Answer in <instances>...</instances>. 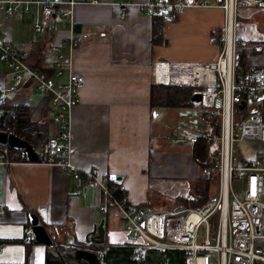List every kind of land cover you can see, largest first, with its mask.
<instances>
[{
  "label": "crops",
  "instance_id": "crops-1",
  "mask_svg": "<svg viewBox=\"0 0 264 264\" xmlns=\"http://www.w3.org/2000/svg\"><path fill=\"white\" fill-rule=\"evenodd\" d=\"M147 1L151 0H98L97 4L74 6L70 18L74 31L85 33L87 38L72 59V71L81 75L84 83L79 102L71 110L68 157L75 166L94 169L97 175L121 186L135 207L150 210L165 209L175 199L186 202L188 196L196 199L201 195L194 187V183L203 180L201 167L192 158V144L176 135L183 126L207 135L208 126L203 118L212 114L202 109L198 128L200 117L195 127L186 125L185 116L176 111L183 107L162 106L160 95L155 92L161 88L152 81L151 64L213 61L219 48L209 39L220 36L224 13L214 6H192L173 18L148 16L138 7ZM256 1L238 5L237 40L256 42L264 38L251 34L252 28L243 24L259 14L258 8L263 4ZM31 20L30 15L11 20L0 17V36L25 51L27 63L46 68L48 55L45 52L44 62L43 45L45 48L57 44L67 28L57 27L52 35L38 36L32 30ZM5 78L0 76V102L27 105L29 121L46 123L49 138L54 137L56 127L51 121L47 96L37 93L32 85L14 87L12 78L8 79L12 87H7ZM257 100H261V113L246 119L262 125V136L237 143L233 156L238 163H248L256 155L264 156V98ZM166 116L178 118L180 128L175 130V138L169 134L170 138L162 143L158 139L166 129L162 124ZM39 149H35V162L0 155V264H45L49 247L23 234V229L30 227L28 213L37 216L52 243H87L101 219L107 243H127L122 221L114 209L106 215L98 210L102 201L100 191L56 166L40 163ZM175 207L182 206L177 203Z\"/></svg>",
  "mask_w": 264,
  "mask_h": 264
},
{
  "label": "built area",
  "instance_id": "built-area-1",
  "mask_svg": "<svg viewBox=\"0 0 264 264\" xmlns=\"http://www.w3.org/2000/svg\"><path fill=\"white\" fill-rule=\"evenodd\" d=\"M240 2L250 4L247 0H151L138 4L140 12L148 16L173 18L192 6H214L224 13L220 36L209 39L219 48L213 61H154L150 67L155 84L200 89L193 92L200 94L199 106L220 118L216 137L187 126L177 131V137L190 144L199 139L216 141L212 164L201 167V178L209 181L214 190L206 202L195 207L159 212L147 209L142 213L130 203L121 186L97 175L94 169L75 166L68 157L71 110L79 102L84 83L81 75L73 73L72 59L74 51L87 38L85 33L74 31L70 18L76 4H97L98 0H0V17L11 20L30 15L32 30L38 36L52 35L57 27L67 28L57 44L45 48L43 45L41 58L45 62L46 52L49 64L46 68L27 63V53L1 36L0 62L11 71L14 87L32 85L49 100L56 134L40 147L39 162L56 166L84 185L96 187L102 196L98 210L106 215L109 209H114L136 259L149 249H175L185 252V264H264V200L260 184L264 156L256 155L248 163H234L233 156L236 143L262 136V125L256 120H235L237 105L243 100L246 106L248 99L264 98V73H242L236 65L235 16ZM200 123L201 118L197 121L198 128ZM236 183L242 186L240 195L234 189ZM186 200L194 198L188 196ZM23 234L34 238L30 227L24 228ZM94 253L100 261L102 252Z\"/></svg>",
  "mask_w": 264,
  "mask_h": 264
},
{
  "label": "trees",
  "instance_id": "trees-1",
  "mask_svg": "<svg viewBox=\"0 0 264 264\" xmlns=\"http://www.w3.org/2000/svg\"><path fill=\"white\" fill-rule=\"evenodd\" d=\"M263 6H264V0ZM236 65L242 73H252L255 70L264 71V40L251 42L236 40ZM160 90L156 89L160 95V104L167 107H186L190 105L192 88L178 87L173 85H160ZM249 116L246 106L236 110L235 120L241 121ZM207 124V135L216 137L220 131V118L218 115L210 114L203 118ZM46 123H33L29 121V108L27 105H8L0 102V130L12 132L16 136L24 139L33 148L39 149L49 138ZM212 140L199 139L192 143V158L200 167L211 165L213 153L211 150ZM5 154L11 159L23 160L18 151L10 150L4 145H0V155ZM204 182V181H203ZM216 184V180L212 181ZM216 187V186H215ZM264 187V184H263ZM207 183L204 182V189L201 195L194 200L195 205H201L209 198ZM176 203L183 202L182 199H175ZM42 225V223H41ZM96 235L94 231L87 243L73 242L69 245L65 243L53 242L52 246L45 252V264H87L84 260L74 256L76 249H85L93 252H102L100 264H185L186 254L184 251L175 249H149L146 250L140 259L134 257V249L128 243L109 244L105 241L94 243L91 238Z\"/></svg>",
  "mask_w": 264,
  "mask_h": 264
},
{
  "label": "rangeland",
  "instance_id": "rangeland-1",
  "mask_svg": "<svg viewBox=\"0 0 264 264\" xmlns=\"http://www.w3.org/2000/svg\"><path fill=\"white\" fill-rule=\"evenodd\" d=\"M260 2L263 3L262 0H260ZM258 10H259V14L252 15L250 17V19L247 20V22L243 23V24H246L247 26H250V28H252L251 34L256 33V34H260V35L264 36V6H262L261 8L259 7ZM250 28H247V29H250ZM239 30H241V29H239ZM239 30H238V32H239ZM262 40H264V38ZM0 76L6 77L5 80L7 83L6 84L7 87H12L11 81L8 80L12 77V75H10V71H9L8 67L6 66V64L1 63V62H0ZM191 90H192V93L200 91V89H191ZM153 100H154V98H153ZM260 101L261 100L258 101L257 98L248 99L247 105H246V110H247V112L250 113L249 117H251L255 113H261V102ZM176 111H181L180 115H184L186 118V123H187L186 125H190L193 127H195V125H196L197 117L201 118L202 112H203V110L199 106L198 102H191L190 105L183 107L182 109H179ZM178 120H179L178 118L175 119L173 117L170 118L167 116L165 119H163L162 124L166 126V129L163 131L162 138L158 139L159 142L162 141V143H163L165 140H168L170 138L169 134H172V137L175 138V130L180 128V125H179L180 120L179 121ZM237 145L238 144L236 143L234 146V148H235L234 153H237L236 152L237 151V149H236ZM216 146H217L216 141H212L211 147H210L211 150L213 151L216 148ZM203 181L199 180L197 183H194V187L199 189L200 191H202L204 189V182L207 183V189H208L207 191H208V194L210 196V192H213L214 187L209 184V181H204V182ZM260 184H261V186H263V184H264V174H263L262 179L260 180ZM234 189L236 190V192H238L237 193L238 195H240V193L242 192V186L240 187V184H238V183H236L234 185ZM194 200H197V199L194 198ZM194 200L193 201L180 202V205L183 208L188 207V206H190V207L198 206V205H195V203H193ZM176 204H177L176 202H173L170 205H167L166 207H164L165 209L151 207L153 209H150V210H152L154 212H159L162 210H171V209L176 208L175 207ZM262 232L264 233V227L262 228Z\"/></svg>",
  "mask_w": 264,
  "mask_h": 264
},
{
  "label": "water",
  "instance_id": "water-1",
  "mask_svg": "<svg viewBox=\"0 0 264 264\" xmlns=\"http://www.w3.org/2000/svg\"><path fill=\"white\" fill-rule=\"evenodd\" d=\"M263 3H260L262 6ZM200 94L193 93L190 97L191 102H199ZM245 107V101H241L237 105V109H243ZM0 145L8 147L10 150L18 151L24 159L29 162L36 161L35 149L31 144L26 142L24 139L16 136L12 132H6L0 130ZM236 161L234 160V163ZM262 196L264 200V187L262 188ZM142 213L147 212V208L140 209ZM30 229L34 235V241L37 244L45 245L47 247L52 246V239L43 225L39 222L37 216L33 213L27 214ZM256 231H258V226H256ZM94 243H102L104 241V219H101L97 225L96 235L91 238ZM74 256L78 259L84 260L87 264H100L97 259L96 254L93 251L85 249H76Z\"/></svg>",
  "mask_w": 264,
  "mask_h": 264
},
{
  "label": "bare ground",
  "instance_id": "bare-ground-1",
  "mask_svg": "<svg viewBox=\"0 0 264 264\" xmlns=\"http://www.w3.org/2000/svg\"><path fill=\"white\" fill-rule=\"evenodd\" d=\"M247 1H248V0H247ZM250 1H252V0H250ZM248 3H252V2H249V1H248ZM228 41H229V43H230V41H231V40H230V36H229V38H228ZM164 78H165V77H164Z\"/></svg>",
  "mask_w": 264,
  "mask_h": 264
},
{
  "label": "flooded vegetation",
  "instance_id": "flooded-vegetation-1",
  "mask_svg": "<svg viewBox=\"0 0 264 264\" xmlns=\"http://www.w3.org/2000/svg\"><path fill=\"white\" fill-rule=\"evenodd\" d=\"M142 209V208H141Z\"/></svg>",
  "mask_w": 264,
  "mask_h": 264
}]
</instances>
